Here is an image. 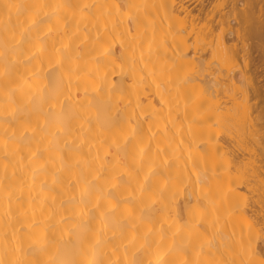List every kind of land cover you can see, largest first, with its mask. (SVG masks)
<instances>
[{
  "label": "snow or ice",
  "instance_id": "1",
  "mask_svg": "<svg viewBox=\"0 0 264 264\" xmlns=\"http://www.w3.org/2000/svg\"><path fill=\"white\" fill-rule=\"evenodd\" d=\"M170 7L145 0H0V264H256L248 258L255 223L247 225L249 240L243 224L239 238L235 231L225 236L215 228L218 209L208 194L196 196L195 203L186 206L188 218L179 222L181 192L190 197L197 188H207L210 193L213 177L206 168L174 171V164L162 155L164 149L153 144L167 126L163 131L145 129L139 114L134 118L121 108L127 90L109 80L119 60L122 76L153 79L162 108L173 93L184 94L185 112L189 106L212 108L208 91L196 87L206 69L178 60L169 67L170 58L161 52L166 41L157 45L155 59L149 43L145 61V37L151 31L155 38L156 16ZM252 7L251 0H216L212 13L220 14L222 25H240L235 31L246 39ZM121 26L117 56L112 43ZM227 30L221 27L215 39L222 42ZM86 43L87 58L82 47ZM21 57L35 62L34 68L38 65L33 75L47 81L43 93L21 97L13 86ZM81 74L90 77L92 99L82 112L62 109L84 121L80 131L85 138L73 147L60 135L66 132L63 126L55 135L50 129L62 119L53 111L54 103ZM243 80L246 88L247 77ZM93 111L95 117L88 114ZM236 116L248 127L243 107ZM89 137L103 147L102 154L100 147L94 154L91 146L84 151L91 144ZM251 138H256L255 129ZM259 138L264 146V127ZM261 177L248 196L258 195L264 205V172ZM37 185L40 203L47 205L41 215L50 213L41 220L36 219L37 197L32 196ZM129 187L131 196L124 194ZM57 216L60 224L71 225L67 230L72 239H63V228L59 237L55 234L52 221ZM259 235L264 239V222Z\"/></svg>",
  "mask_w": 264,
  "mask_h": 264
},
{
  "label": "bare ground",
  "instance_id": "2",
  "mask_svg": "<svg viewBox=\"0 0 264 264\" xmlns=\"http://www.w3.org/2000/svg\"><path fill=\"white\" fill-rule=\"evenodd\" d=\"M192 1L200 7L199 15L194 14L196 10L188 7L189 2ZM103 2L116 3L119 0H103ZM145 2L174 6L161 9L159 15L156 16L155 38L153 39L150 31L142 46L145 61L148 62L149 43L152 44V58L155 59L157 45L166 41L161 52L170 58L169 67H171L172 60H178L180 63H191L195 67L206 69L207 71L201 72L196 87L201 91H208L207 98L210 100L212 108L207 110V106L205 109L199 108L198 105L196 107L189 106L185 112L183 93L179 97L175 93L171 97H166L167 102L162 108L160 92L154 86L153 79L145 78L138 81V78L134 76H122L119 72V60H116L117 70L111 72L109 80L117 86L122 85L127 90L121 108L126 113H131L134 118L139 114V120L143 122L145 129L152 126L153 131H157V129L163 131L167 126L166 134L158 133L153 144L159 143L160 147L164 149L162 155L167 156L174 164V171L184 168L190 170L193 167L200 171L206 168L209 175L213 177L210 193L207 188L203 189V192L197 188L195 195L190 197H186L181 192L177 203V210L180 213L179 222L183 223L188 218L185 211L186 206L189 203H195L196 196H201L203 199L204 194H208L209 198L215 201L218 209L216 215L219 216V220L215 228L225 236H230L235 231L239 238L243 224L244 238L249 240L250 233L247 225L249 222L255 223L251 233L248 258L254 260L256 264H260L261 261H264V239L259 235V224L264 222V205L260 203L258 195L249 197L248 190L251 188L254 192L256 191L262 178L261 172H264V146L261 145L259 138L260 130L264 127V68L262 67L263 70L259 72L258 77L255 76L256 79L254 76L248 75L245 46H238L240 44L234 43L230 37L233 35L238 39L240 34L235 29H238L240 25L236 24L237 28L233 24L222 25L220 14L217 15V20L215 19L216 24L212 25L211 21L214 19L209 20L210 11H206V13L204 10L205 4L210 3L211 0H145ZM251 4L253 7L250 9L245 27L246 39L249 36V38L254 37L253 41L258 39L264 45L262 43L264 42V20L261 19L262 0H251ZM221 27L228 29L222 42L215 39ZM121 31L122 26L118 29L116 39L112 43V50L117 56L121 51L119 35ZM245 41L240 42L244 44ZM259 41L258 43H260ZM261 44H257V46ZM251 46L254 44L252 43ZM82 47L87 58L90 45L86 43ZM262 48L263 50L259 51L263 58L260 59L264 62V52H262L264 46ZM181 57L187 59H180ZM34 63H29L21 57L20 63L17 65L13 86L18 88L21 97L41 94L44 91L47 81L33 75V72L38 69V65L34 68ZM243 65L247 67V70L244 69L245 66L243 68ZM151 66L149 63L150 68ZM244 77H247L248 81L246 88H244ZM260 77L263 79H259ZM159 82L160 78L157 75L156 83L159 84ZM85 88H87V93ZM242 88H244L243 105L241 103ZM92 95L89 76L81 74L79 82L74 79L70 91L60 95L58 101L54 103L53 111L62 119L57 125L51 127V133L55 135L58 127L63 126L66 132L60 133V135L66 137L68 143L73 147L78 146L79 141L85 138L84 132L80 131V125L84 121L76 118L73 112L62 111V109L68 106L73 111L82 112L86 109L87 102L92 99ZM129 100L131 104L128 103ZM2 107L3 100L0 97V110ZM241 107L246 110L248 127H245L243 120L236 116ZM88 114L95 117L94 111ZM36 119L37 117L34 115L31 127H35ZM39 119L43 123V118L39 117ZM86 128L87 125H85ZM253 129L256 132L255 140L251 138ZM51 138V136L48 137V139ZM89 139L91 144L86 146L84 151L87 152L88 147L91 146L94 154L95 149L100 147L102 154L103 147L91 137ZM146 171L147 168H145V172L141 173L139 177L141 181H143ZM132 183L135 185V179ZM124 194L131 196L132 188L129 187L124 191ZM32 196L37 197L36 219L41 220L50 215L47 211L44 216L41 215V207L47 209V205L40 203L38 185L37 190L32 192ZM238 198H240L239 203H237ZM58 221L59 216L52 221L56 225L55 234L57 237L60 235L59 229L63 228V239H72L67 230L71 225L60 224ZM95 226L98 227L99 223L96 222Z\"/></svg>",
  "mask_w": 264,
  "mask_h": 264
},
{
  "label": "rangeland",
  "instance_id": "3",
  "mask_svg": "<svg viewBox=\"0 0 264 264\" xmlns=\"http://www.w3.org/2000/svg\"><path fill=\"white\" fill-rule=\"evenodd\" d=\"M193 2H194V1L189 2V6H188V7H189L190 9L196 10V11H194V14L196 13L197 15H199L198 13H200V12H198V11H199L200 7H199V6H196V4H197L196 2H194V3H193ZM206 2H207V1H206ZM206 2H205V3H206ZM215 2H216V0H211L210 3H209V2L206 3V4H205V5H206V8L204 7L205 12H206V11H207V12L210 11L209 13H212V6H213V4H214ZM230 2H231V0H230ZM190 3H192V4H190ZM211 3H212V4H211ZM193 4H194V5H193ZM209 5H210V6H209ZM207 12H206V13H207ZM203 13H204V11H203ZM204 14H205V13H204ZM217 15H219V13H212V15L208 16V17H209V20H210V19H212V20L214 19L213 21H211V24H212V25H215V24H216V20H217L216 17H217ZM215 19H216V20H215ZM214 21H215V22H214ZM212 22H213V23H212ZM233 26L236 27L237 25H236V24H233ZM236 28H237V27H236ZM246 34H247V33H245V35H246ZM247 36H248V35H247ZM230 37H231V40H233L234 43H239V44H240V45H238V46H242V45L245 46V50H246V52L248 51L247 53L244 52V53H245V59H246L245 61L247 62V60H248V62L246 63V66H247L248 68H247L245 65H243V68H244V66H245L244 69H246V68L249 69V71H248L249 74H248V75H250V76H254V78H255V76L258 77L259 74H260L259 72L262 71L263 68H264V62H263V60H261V59L263 58V56H262V57L260 56V55H261V52H260V51L263 50L262 47H263L264 45L261 44V42H260L258 39H255V40L257 41V42H256L257 44H261V45H258L259 47H261V46L263 45L261 48H259V47L257 46V44L254 42L255 40L253 41L254 37H253V38H249L250 36L248 37V39H246V41H245V39H242L241 36L238 37L239 40L237 39V36L235 37V36L231 35ZM228 38H229V37H228ZM240 39H241V40H240ZM250 39H251V40H250ZM243 40H244L245 42H244V44H241L240 41H243ZM238 41H239V42H238ZM258 41H259L260 43H258ZM242 43H243V42H242ZM252 43L254 44L255 47H254V46H251ZM262 43H264V42H262ZM253 47H254V48H253ZM256 47H257V48H256ZM247 49H248V50H247ZM256 50H257V52H256ZM259 50H260V51H259ZM262 52H264V51H262ZM258 53H259V54H258ZM247 54H248V55H247ZM263 55H264V53H263ZM246 56H247V57H246ZM256 57H257V58H256ZM258 58H259V59L261 58V59L259 60ZM260 61H261V62H260ZM256 63H257V64H256ZM262 67H263V68H262ZM258 68H259V69H258ZM247 69H246V70H247ZM260 69H261V70H260ZM254 71H255V72H254ZM253 72H254V73H253ZM250 73H251V74H250ZM257 77H256V78H257ZM254 78H253V79H254ZM256 78H255V79H256ZM259 79H263V77H262V78L260 77Z\"/></svg>",
  "mask_w": 264,
  "mask_h": 264
}]
</instances>
